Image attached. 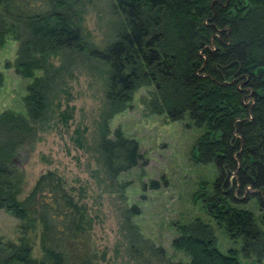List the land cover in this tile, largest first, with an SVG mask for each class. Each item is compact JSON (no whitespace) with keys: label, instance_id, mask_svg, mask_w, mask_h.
<instances>
[{"label":"trees","instance_id":"obj_1","mask_svg":"<svg viewBox=\"0 0 264 264\" xmlns=\"http://www.w3.org/2000/svg\"><path fill=\"white\" fill-rule=\"evenodd\" d=\"M83 0H0V44L17 43L13 72L29 80L25 116L0 114V210L18 222L16 243H0V264H98L86 206L52 171L24 183L11 163L33 137L54 90L49 57H86L106 67L105 103L97 152L110 178L138 165L136 142L107 121L125 110L133 93L152 87L143 104L169 122L185 116L202 133L189 159L213 165L217 177L196 195L211 222L239 249L221 253L214 230L200 219L172 223L174 253L188 264H260L264 258V0H112L113 38L103 50L81 32ZM54 69V70H53ZM36 73L40 75L36 76ZM144 189L145 186L142 185ZM148 188L158 184L149 181ZM256 198L258 218L235 197ZM124 225L133 230L127 211ZM38 256H33V249ZM159 251V250H157Z\"/></svg>","mask_w":264,"mask_h":264},{"label":"rangeland","instance_id":"obj_2","mask_svg":"<svg viewBox=\"0 0 264 264\" xmlns=\"http://www.w3.org/2000/svg\"><path fill=\"white\" fill-rule=\"evenodd\" d=\"M112 7V0H83L79 8L84 40L98 50L113 38L116 18ZM16 49L17 43L5 36L0 44V114L24 117L22 98L30 81L13 72ZM48 60L56 77L46 116L32 125L33 137L17 147L11 158L24 183L20 199L40 174H58L88 210L91 246L97 254H104L98 264H188V258L170 248L176 237L172 223L196 218L211 225L221 253L239 249V242L228 240L209 220L196 197L203 188L209 190L217 177L213 165H196L189 159L202 129L192 127L186 116L169 122L164 116L148 114L143 101L149 99L152 87L138 88L127 108L107 121V129L110 139L119 131L136 142L141 159L136 167L110 178L97 152L104 122L106 67L70 54ZM149 181H155L158 188L149 189ZM243 198L235 197L236 206L258 218L256 198L242 202ZM132 208L138 211L129 217L133 230L124 225ZM17 225L0 210L1 244L16 243ZM32 254L38 256L36 248Z\"/></svg>","mask_w":264,"mask_h":264}]
</instances>
